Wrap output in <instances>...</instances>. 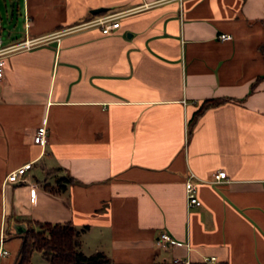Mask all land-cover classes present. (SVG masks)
Instances as JSON below:
<instances>
[{
    "label": "crops",
    "instance_id": "obj_1",
    "mask_svg": "<svg viewBox=\"0 0 264 264\" xmlns=\"http://www.w3.org/2000/svg\"><path fill=\"white\" fill-rule=\"evenodd\" d=\"M10 1L25 21L0 31V263L30 219L87 224L82 250L112 264H264V0ZM113 12L110 33L83 24ZM213 97L228 100L189 131ZM27 162L26 182L5 179ZM217 169L226 178L212 182ZM190 173L199 205H187ZM160 232L177 243L158 245Z\"/></svg>",
    "mask_w": 264,
    "mask_h": 264
},
{
    "label": "trees",
    "instance_id": "obj_2",
    "mask_svg": "<svg viewBox=\"0 0 264 264\" xmlns=\"http://www.w3.org/2000/svg\"><path fill=\"white\" fill-rule=\"evenodd\" d=\"M93 15V14H91ZM226 97L206 98L189 119V131L193 128L198 117L209 107L226 102ZM61 168H48L47 176L55 174ZM76 179L70 174L55 178V185L45 184L51 193L58 191ZM25 228L18 236L21 237L19 254L11 264H33L31 257L38 251L50 264H112L111 259L101 250L85 253L81 248L80 235L89 226L77 227L70 222H47L25 219ZM7 235L11 232L7 228ZM17 235V234H16ZM3 264V263H0Z\"/></svg>",
    "mask_w": 264,
    "mask_h": 264
},
{
    "label": "built area",
    "instance_id": "obj_3",
    "mask_svg": "<svg viewBox=\"0 0 264 264\" xmlns=\"http://www.w3.org/2000/svg\"><path fill=\"white\" fill-rule=\"evenodd\" d=\"M119 13H107L105 15L96 16L95 18L85 21L84 25H97L100 27V31L103 34L110 33L113 29L117 28L119 26ZM219 39H230L231 35L228 33H219L217 35ZM44 39V38H42ZM40 40V39H38ZM27 41V40H26ZM22 42L21 46H30L33 42ZM1 43V38H0ZM3 49H0V78L4 75V58L2 56ZM45 126L41 125L39 126L34 135L33 140L38 143H43L45 141ZM30 167V163H24L23 165L17 167L14 170L9 171L5 179L7 181L13 182V183H23L26 182V177L24 175L25 171ZM193 177L195 175L193 173H190L188 177L184 181V189H185V196L187 205H199L200 200L197 197L196 191H197V185L196 182L193 181ZM226 178V172L223 169H217L212 173L211 181L212 182H219ZM34 199V193L30 192V200ZM156 243L160 246H168V245H175L177 243L176 239L171 237L166 232H160L159 236L156 239ZM9 253V251L3 246V237H0V257L5 256ZM215 259L214 256L211 257H204V260H213ZM174 262H179L180 259L177 257L173 258ZM185 264H189V259L186 258L184 260H181Z\"/></svg>",
    "mask_w": 264,
    "mask_h": 264
},
{
    "label": "rangeland",
    "instance_id": "obj_4",
    "mask_svg": "<svg viewBox=\"0 0 264 264\" xmlns=\"http://www.w3.org/2000/svg\"><path fill=\"white\" fill-rule=\"evenodd\" d=\"M20 2L15 6L14 16L11 19V1L10 0H0V13L3 19V27L1 28V33L3 37L10 32L12 35H21L24 32V13L20 7ZM33 264H50L46 259L43 258L40 252L35 251L31 257Z\"/></svg>",
    "mask_w": 264,
    "mask_h": 264
},
{
    "label": "water",
    "instance_id": "obj_5",
    "mask_svg": "<svg viewBox=\"0 0 264 264\" xmlns=\"http://www.w3.org/2000/svg\"><path fill=\"white\" fill-rule=\"evenodd\" d=\"M107 10H109V8L108 7H104V6H100V7H95V8H91L90 10H89V12L91 13V14H99V13H101V12H105V11H107ZM14 227H15V230L16 231H21L22 232V230L25 228V225L24 224H22V229H19L16 225H14ZM20 234V233H19ZM18 254H19V252H17V255H16V257H15V260H16V258H17V256H18ZM14 260V261H15Z\"/></svg>",
    "mask_w": 264,
    "mask_h": 264
}]
</instances>
